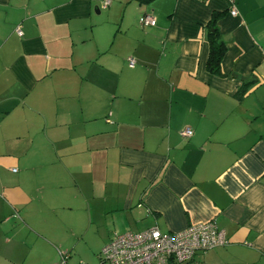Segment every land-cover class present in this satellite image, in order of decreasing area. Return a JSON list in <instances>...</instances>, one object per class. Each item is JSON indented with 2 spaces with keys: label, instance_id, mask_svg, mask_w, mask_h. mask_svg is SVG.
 I'll list each match as a JSON object with an SVG mask.
<instances>
[{
  "label": "crops",
  "instance_id": "0c3cea01",
  "mask_svg": "<svg viewBox=\"0 0 264 264\" xmlns=\"http://www.w3.org/2000/svg\"><path fill=\"white\" fill-rule=\"evenodd\" d=\"M209 220L182 264H264V0H0V264Z\"/></svg>",
  "mask_w": 264,
  "mask_h": 264
},
{
  "label": "built area",
  "instance_id": "2783aa9c",
  "mask_svg": "<svg viewBox=\"0 0 264 264\" xmlns=\"http://www.w3.org/2000/svg\"><path fill=\"white\" fill-rule=\"evenodd\" d=\"M108 1L104 3L107 5ZM232 15L236 14L234 8ZM141 25H155V19L149 14L139 18ZM16 32L21 35L20 26ZM133 66L134 60L128 59ZM189 138L192 130L189 127L181 131ZM228 242L224 232L218 229L215 221L195 223L177 232L162 233L156 227L133 233H117L100 249L97 264H182L190 261L198 251H208L224 246ZM59 264H67L68 254L58 252Z\"/></svg>",
  "mask_w": 264,
  "mask_h": 264
},
{
  "label": "trees",
  "instance_id": "16d2710c",
  "mask_svg": "<svg viewBox=\"0 0 264 264\" xmlns=\"http://www.w3.org/2000/svg\"><path fill=\"white\" fill-rule=\"evenodd\" d=\"M221 13L214 12L207 24L206 41L208 43V56L206 60V69L211 74L224 76L221 71V60L225 54V42L219 33L218 27L216 25ZM233 76L238 77L242 82L241 88L239 90V95H244L249 86L256 83V80L250 77H243L233 74Z\"/></svg>",
  "mask_w": 264,
  "mask_h": 264
},
{
  "label": "rangeland",
  "instance_id": "374dc122",
  "mask_svg": "<svg viewBox=\"0 0 264 264\" xmlns=\"http://www.w3.org/2000/svg\"><path fill=\"white\" fill-rule=\"evenodd\" d=\"M90 217H88L87 213V220H89ZM89 221H87L88 223ZM86 243L83 253L80 256H74L75 254L71 255V260H68V264H79L80 262H83L85 264H97V255L102 247V245H99L100 241L97 237L93 236V232H89L86 236ZM84 244V243H82ZM98 247V250H96ZM36 248V247H35ZM0 254L2 252L0 251ZM3 256L0 255V262L4 263L5 260L2 258ZM18 261L15 264H28L29 262H23L21 258H17ZM32 260V259H31Z\"/></svg>",
  "mask_w": 264,
  "mask_h": 264
}]
</instances>
